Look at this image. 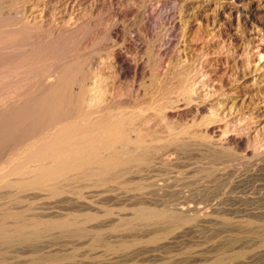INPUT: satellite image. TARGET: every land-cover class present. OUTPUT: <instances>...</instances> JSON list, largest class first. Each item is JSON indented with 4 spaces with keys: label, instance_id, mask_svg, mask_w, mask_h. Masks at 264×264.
I'll list each match as a JSON object with an SVG mask.
<instances>
[{
    "label": "rangeland",
    "instance_id": "1",
    "mask_svg": "<svg viewBox=\"0 0 264 264\" xmlns=\"http://www.w3.org/2000/svg\"><path fill=\"white\" fill-rule=\"evenodd\" d=\"M7 11L39 33L64 29L57 63L80 57L86 82L114 87L112 105L144 106L126 142L159 140L111 173L35 183L5 173L24 130L0 123V264H264V0H0ZM116 52L138 72L118 76ZM177 74L204 103L186 109L182 152L161 140L177 109L163 121L147 108Z\"/></svg>",
    "mask_w": 264,
    "mask_h": 264
},
{
    "label": "bare ground",
    "instance_id": "2",
    "mask_svg": "<svg viewBox=\"0 0 264 264\" xmlns=\"http://www.w3.org/2000/svg\"><path fill=\"white\" fill-rule=\"evenodd\" d=\"M9 13H11V9ZM8 14L7 17L4 16L5 14H0V123L1 125L10 122L17 124L24 130V136L17 144L8 149L7 157L12 159L13 163L6 170V174L23 172L32 182L46 183L65 175L80 174L81 172L104 174L110 171L111 173V170L119 168L121 165L124 167L123 163L132 159L126 158L125 155L129 153L130 155H142L148 150L156 148L159 136L154 138L152 135L146 134L142 137V141H125L127 136L131 137L129 133L135 131L132 123L142 113L139 109L144 106L112 105L114 87H111V91L110 87L104 85L103 82L107 78L104 79L105 76L102 74L94 75L95 73H93V75H89L90 77L88 76L86 82L87 71L84 61L80 57L68 58L57 63L56 55L52 52L58 53V51L55 48L53 51L54 46L52 48L49 46H52L51 44L58 38L61 39L60 36L63 35L64 29L50 28L47 31L42 30L44 33H39L36 32L38 31L36 28L40 29L41 23H38V27L35 20L33 23L32 19L31 22L29 20L27 22L25 20L18 21L16 17L19 14L16 17V14L14 16ZM69 22L71 23L70 20ZM162 41L161 38L160 42ZM81 44L82 41H79L75 49H78ZM129 48L132 47L129 46ZM110 60L112 63L109 64L113 65L112 68L115 69L114 72H117L118 76L136 74L139 70L138 64L128 59L124 52L114 53ZM46 65H48L47 71L42 72V67ZM165 78L166 82L168 79L166 76ZM171 79L172 77L166 82L168 85L161 90L158 98L149 102L147 108L161 112L163 121L172 119L173 113L169 114L170 110L167 109H177L175 118L178 121V127L176 129H173L174 127L167 128V136L162 138L160 135L162 138L160 139L176 138L182 152L187 139L183 122L186 109L192 106V109L202 110L204 103L202 95L192 88L186 78L177 74V77L174 78L177 79V85ZM115 93L119 94L117 91ZM171 94H175V96L172 97ZM139 95L140 93H136V98ZM1 109H11V112L1 114ZM148 121L149 119H144V123ZM161 130L163 131V129ZM231 140L237 146L241 144L240 138ZM163 158L161 159L164 163L166 159ZM134 160L141 161L144 160V157L139 156Z\"/></svg>",
    "mask_w": 264,
    "mask_h": 264
}]
</instances>
